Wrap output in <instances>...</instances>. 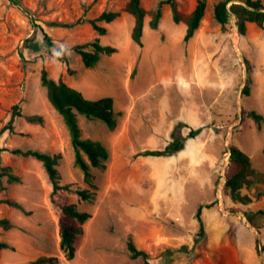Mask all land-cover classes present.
Listing matches in <instances>:
<instances>
[{
    "label": "rangeland",
    "instance_id": "1",
    "mask_svg": "<svg viewBox=\"0 0 264 264\" xmlns=\"http://www.w3.org/2000/svg\"><path fill=\"white\" fill-rule=\"evenodd\" d=\"M126 1L0 0V131L15 105L22 114L15 116L13 132L0 134V167L9 166L19 177L13 183L2 178L0 201L14 200L24 210L0 203V219L13 223L8 230L0 227V243L10 246L0 248V264H26L41 256H55L58 264H144L131 258L129 236L149 254V264H264V253L256 248L257 239L264 244V225L251 230L244 221L246 212L264 209V198L234 203L219 190L231 145L264 172V126L249 116L251 111L264 116V25L248 23L240 35L232 17L223 28L213 16L219 0H207L199 28L184 41L186 25L175 23L166 5L157 30L146 16L139 46L131 39L134 18L123 11ZM157 1L141 3L149 11ZM177 2L180 11L190 13L197 0ZM104 10L121 15L102 22L107 32L99 35L83 20ZM44 32L65 48L67 63L56 58ZM96 39L117 51L87 68L72 48ZM43 69L89 99L114 100L112 130L101 120L79 116L82 136L101 141L109 151L104 170L91 168L95 187L74 165L68 130L41 84ZM29 115H40L43 122L30 123ZM178 123L185 126L177 136L203 130L172 157L139 155L164 148ZM17 148L59 155L60 183L72 191L52 195L41 162L13 154ZM77 189L95 197L82 200ZM178 200L183 221L172 215ZM70 203L91 218L68 260L60 247L59 219L61 207ZM211 203L202 209L205 234L198 236L197 207Z\"/></svg>",
    "mask_w": 264,
    "mask_h": 264
},
{
    "label": "trees",
    "instance_id": "2",
    "mask_svg": "<svg viewBox=\"0 0 264 264\" xmlns=\"http://www.w3.org/2000/svg\"><path fill=\"white\" fill-rule=\"evenodd\" d=\"M242 3L234 2V0H219L213 6L214 19L223 27L227 25L232 17L240 35H244L247 31V24L254 23L262 27L264 25V3L262 0H240ZM170 6L172 18L175 23H184L186 31L184 41L190 40L201 21L204 18L207 0H197L194 9L190 13H183L178 9L177 0H158L151 10H146L141 0H127L123 11L134 18V25L131 31V39L134 43L142 46V37L145 26L146 16H150L149 27L157 30L163 15V7ZM121 15L120 11L104 10L96 18L83 20L89 23L94 31L99 35H105L106 27L101 25L102 22L110 23ZM47 45L51 48L56 58L64 63L68 62V54L63 46L56 44L51 36L43 33ZM82 59L85 67L93 68L100 61L103 54L111 55L117 51L115 47L103 45L98 39L85 44H79L72 48ZM249 69V66H248ZM41 84L46 88L47 98L53 108L62 117L63 122L68 130L71 145L74 150V165L78 167L84 175L85 182L95 187L93 184V174L91 168L104 170L106 162L109 158V151L105 145L92 138H84L79 123V116H84L88 120H101L109 129H114L117 125L115 104L112 97H101L98 99H89L83 95L78 89L68 85L62 79L54 80L49 77L46 70L41 71ZM245 95L249 94V87L243 89ZM13 116L10 122L0 131H14L13 121L15 116H21L19 105L13 107ZM249 116L259 126H264V116L251 111ZM26 120L33 124H41L43 118L40 115H29ZM185 124L178 123L173 132L172 140L162 149L145 150L139 155L168 157L175 155L185 147L188 139L197 137L203 130L202 127L191 128L186 136H177L176 131L184 127ZM13 154L22 155L24 157H32L41 162L47 177L52 185V195L61 190L72 191L70 184H61L58 171L59 155H51L47 152L37 149H14ZM229 162L225 170V183L223 194L231 199L234 203L249 204L253 199L264 198V172L254 168L250 156L239 147L231 145L229 148ZM7 177L8 182H18L19 177L12 173L9 166L0 167V184L2 178ZM244 190L247 192L245 193ZM75 193L82 200H91L95 197V193L87 189H77ZM10 207L20 209L23 207L16 201L11 199L1 200ZM213 203L207 205H199L195 213V219L199 224L198 236L205 234V224L202 218V209L210 208ZM245 217L250 224L256 229H261L264 225V209L256 212H246ZM91 218V214L87 211H81L75 203L63 205L61 207V217L59 219L60 247L65 253L68 260L75 256V239L82 233V225ZM0 227L8 230L13 227V223L8 218L0 219ZM7 243L1 242L0 248H9ZM127 248L133 259L141 258L144 264H149V254L137 248L133 238L128 237ZM256 248L264 253V244L259 239L256 240ZM58 258L55 256H41L26 264H58Z\"/></svg>",
    "mask_w": 264,
    "mask_h": 264
},
{
    "label": "crops",
    "instance_id": "3",
    "mask_svg": "<svg viewBox=\"0 0 264 264\" xmlns=\"http://www.w3.org/2000/svg\"><path fill=\"white\" fill-rule=\"evenodd\" d=\"M182 151V150H181ZM172 156H174V155H172ZM172 156H168V157H165V158H169V157H172ZM159 198H156V200L159 202V200H158ZM173 201V200H172ZM174 201H177V200H174ZM178 204H177V209L175 210V211H173V213H172V215H174L175 217H178L179 218V220H185V218H184V215H183V212H182V203H181V201H179L178 200V202H177Z\"/></svg>",
    "mask_w": 264,
    "mask_h": 264
},
{
    "label": "built area",
    "instance_id": "4",
    "mask_svg": "<svg viewBox=\"0 0 264 264\" xmlns=\"http://www.w3.org/2000/svg\"><path fill=\"white\" fill-rule=\"evenodd\" d=\"M228 158H229V154H228ZM224 183H225V170L223 171V181L222 184L220 185V191H223V187H224Z\"/></svg>",
    "mask_w": 264,
    "mask_h": 264
},
{
    "label": "water",
    "instance_id": "5",
    "mask_svg": "<svg viewBox=\"0 0 264 264\" xmlns=\"http://www.w3.org/2000/svg\"><path fill=\"white\" fill-rule=\"evenodd\" d=\"M238 3H242L241 1H239ZM234 18V17H233ZM234 21H235V18H234ZM230 155V153H229ZM245 223L247 224V226L251 229V230H255L254 227L250 224V222L248 220H244Z\"/></svg>",
    "mask_w": 264,
    "mask_h": 264
},
{
    "label": "bare ground",
    "instance_id": "6",
    "mask_svg": "<svg viewBox=\"0 0 264 264\" xmlns=\"http://www.w3.org/2000/svg\"><path fill=\"white\" fill-rule=\"evenodd\" d=\"M238 35V34H237Z\"/></svg>",
    "mask_w": 264,
    "mask_h": 264
}]
</instances>
